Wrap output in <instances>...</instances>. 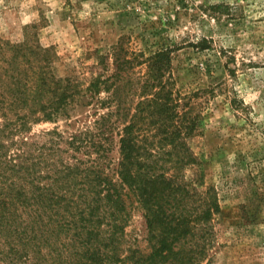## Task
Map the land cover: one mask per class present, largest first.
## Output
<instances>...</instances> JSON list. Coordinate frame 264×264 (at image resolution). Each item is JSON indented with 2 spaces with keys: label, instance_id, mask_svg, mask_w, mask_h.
<instances>
[{
  "label": "rangeland",
  "instance_id": "1",
  "mask_svg": "<svg viewBox=\"0 0 264 264\" xmlns=\"http://www.w3.org/2000/svg\"><path fill=\"white\" fill-rule=\"evenodd\" d=\"M118 48L132 61L125 72L132 93L123 95L133 113L150 63L170 52L166 79L182 114L189 111L191 120H181L195 126L188 144L199 159L182 170L184 179L197 191L195 206L218 204L190 236L191 246L204 249L198 263L264 264V0H0V99L9 104L0 108V127L28 114L23 134L7 129L15 141L49 142L45 157L53 164L57 154L87 160L86 149L69 141L98 132L97 121L116 109L103 104L110 93L94 95L89 86L104 71L102 57L115 68ZM139 120L157 135V119ZM125 123L110 134L116 162ZM52 131L62 134L55 143ZM131 209L123 247L148 255L145 211L137 202ZM0 264L11 258L0 255Z\"/></svg>",
  "mask_w": 264,
  "mask_h": 264
},
{
  "label": "trees",
  "instance_id": "2",
  "mask_svg": "<svg viewBox=\"0 0 264 264\" xmlns=\"http://www.w3.org/2000/svg\"><path fill=\"white\" fill-rule=\"evenodd\" d=\"M121 50L115 51L114 69L101 58L104 71L89 86L94 95L110 93L103 104L116 109L97 121L98 132L84 138L76 134L69 141L77 151L86 149L87 160L73 155L72 162L57 154L53 164L45 157L49 142L34 145L28 137L15 141L7 129L14 127L23 134L32 118L28 114L0 127V255L11 258L12 264H41L47 255L54 257L47 264H200L204 249L191 246L190 236L218 204L195 206L197 191L184 179L182 170L199 159L188 144L195 126L181 120L188 119L189 111L182 114V101L166 79L172 67L170 52L157 53L150 63L144 100L133 113L125 99L132 93L125 76L132 61ZM65 100L62 96L57 103ZM5 105L9 106L0 99V108ZM139 119H157L161 125L157 135ZM120 121L126 123L119 133L116 162L110 157L114 142L110 134ZM49 135H53L51 143L55 136L62 138L58 131ZM5 136H10L11 144ZM136 202L144 209L150 230L153 250L148 255L139 248L123 247Z\"/></svg>",
  "mask_w": 264,
  "mask_h": 264
}]
</instances>
